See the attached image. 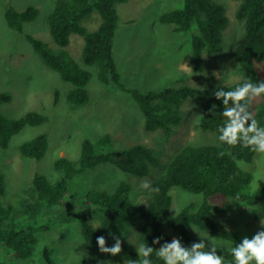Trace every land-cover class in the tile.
<instances>
[{
	"label": "trees",
	"instance_id": "1",
	"mask_svg": "<svg viewBox=\"0 0 264 264\" xmlns=\"http://www.w3.org/2000/svg\"><path fill=\"white\" fill-rule=\"evenodd\" d=\"M124 1L126 0H55L53 11L47 20L50 36L60 48L69 45L71 34L82 37L84 45L81 59L85 66H96L97 79L104 84H120L112 50L118 21L116 5ZM234 1H240L235 18L244 23L245 32L235 42L232 54L243 76L226 87H219L225 91L233 90L245 79L254 83L264 81V78L257 75L254 66L255 62L264 61V0ZM93 11L98 12L101 23L95 30L88 31L81 22ZM37 15L38 11L33 7H27L22 13L12 8H5L4 12L8 27L18 33L22 32L24 23L33 21ZM159 21L173 24L176 32H188L193 29V25L197 26V32L192 36V53L189 59L191 69L196 73L202 72L203 53L216 55L220 52L223 33L228 26L224 6L213 0H183L182 7L162 14ZM25 38L41 61L73 87L67 95V101L80 107L88 105L90 96L87 84L91 74L77 65L65 51L55 52L47 44L31 36L26 35ZM216 89L199 97L197 106L199 116L204 117L200 119V129L213 132L218 144L193 146L188 143L178 149L151 183V188H158L159 191L150 189L147 207L132 200L133 187L126 182L118 183L111 192L100 189L86 192L83 209L74 208L76 194L65 200L69 184L84 171L101 164H111L138 178L146 177L159 164L158 157L142 145L112 150L113 140L109 135L102 136L97 144L84 140L77 161L66 158L55 160L53 169L58 177L53 182L44 176L34 175L31 193L33 201L30 204L5 206L0 203V244L12 250L18 259H28L36 246L37 229L49 230L72 221L79 222L83 240L96 251H99L97 237L103 236L108 247L115 243L113 236L120 238L122 252L116 256L106 254L120 264L143 259L139 258L135 246L123 242L132 232H138L137 245L145 243L155 250L165 242L170 243L172 234L185 247L199 242V239L189 236L187 226L190 224L229 242H240L233 231L221 223L211 221L209 212L226 210L227 198H233L240 205L250 208L254 220L264 219V206H259L264 199V183L253 192L246 193L245 188L252 176L240 169L237 163L252 162L256 152L241 144L228 146L218 141L217 130L224 123V106L213 95ZM127 92L143 114L144 131L150 133L160 130L166 138L170 137L180 122L181 105L198 95V90L189 86L146 93L127 89ZM261 99L256 112H252L251 103L249 110L259 124L264 126V96ZM9 101L8 95L0 94V104ZM45 121V117L34 112L26 113L13 121L0 115V148L6 149L12 136L25 126H37ZM47 146L46 135L40 134L21 143L18 150L24 157L40 160ZM174 186L186 192L200 194L201 203H190L173 214L169 191ZM4 195L5 182L0 171V198ZM95 219L100 222L98 228L91 223ZM157 238H160V244L153 243ZM150 259L153 264H163L155 252ZM98 262L97 257H91L81 259L79 264Z\"/></svg>",
	"mask_w": 264,
	"mask_h": 264
},
{
	"label": "rangeland",
	"instance_id": "2",
	"mask_svg": "<svg viewBox=\"0 0 264 264\" xmlns=\"http://www.w3.org/2000/svg\"><path fill=\"white\" fill-rule=\"evenodd\" d=\"M213 1L224 6L228 26L223 33L220 52L216 55L203 53V68L199 73L194 72L189 64L192 36L197 30L176 32L173 24L159 21L162 14L182 7L183 0H126L118 3V21L112 50L119 75L118 85L100 82L96 66L84 65L81 59L84 42L80 35L71 34L66 48H60L54 43L47 20L55 0H0V94L10 97L8 103L0 104V115L13 121L34 112L46 119L41 125L25 126L12 136L6 149L0 148V171L5 182V195L0 198V203L5 206L30 204L33 201L31 193L34 175L44 176L53 182L58 177L53 169L56 159L77 161L84 140L97 144L102 136L109 135L113 140L112 150L132 145L145 146L158 157V166L146 177L138 178L111 164H101L78 175L69 184L65 200L76 194L74 208L83 209L86 192L99 189L111 192L118 183L126 182L133 187L132 200L147 207L150 189H144L142 184L146 181L152 183L178 149L188 143L193 146L218 144L213 132L202 131L199 127L198 98L206 96L213 88L226 87L243 76L232 52L235 42L245 32V25L235 18L240 1ZM27 7L37 9V17L24 23L21 33L9 28L5 21V8L22 13ZM81 23L88 31H93L101 23V17L97 11H93ZM26 35L47 44L55 52L65 51L77 65L91 74L87 84L90 96L88 105L80 107L67 101V95L73 87L41 61L26 40ZM254 66L257 75L264 78V61H257ZM180 86L196 88L198 95L181 105L180 122L170 137L166 138L160 130L145 132L143 114L127 89L146 93ZM261 101L259 97L251 102L252 112H256ZM40 134H45L48 141L44 156L40 160L22 156L18 150L19 145ZM237 164L252 176L245 188L246 193L253 192L264 183V154L256 153L252 162L239 161ZM169 192L173 214L190 203L198 205L202 200L200 194L186 192L177 186ZM227 201L226 210L209 212L211 221L221 223L233 231L240 242L264 230L261 226L264 219L254 220L249 207L240 205L233 198H227ZM259 206H264V199ZM91 223L95 228L100 225L98 219ZM191 226L201 238L209 236L217 239L216 243L223 244L225 248L217 249V254L232 261L226 247L236 246L240 242H229L190 224L187 230L193 239L200 240V236ZM166 232L172 234L169 230ZM35 236L36 246L28 259H18L12 250L0 244V263L79 264L81 259L97 257L98 264H120L88 245L82 238L77 221L59 224L49 230L37 229ZM174 237L172 234V239ZM137 241L138 232H132L123 240L135 247L138 246ZM206 244L210 249L211 241Z\"/></svg>",
	"mask_w": 264,
	"mask_h": 264
},
{
	"label": "clouds",
	"instance_id": "3",
	"mask_svg": "<svg viewBox=\"0 0 264 264\" xmlns=\"http://www.w3.org/2000/svg\"><path fill=\"white\" fill-rule=\"evenodd\" d=\"M192 28L194 31L197 30L196 25ZM213 95L217 100H221L224 106L222 112L224 123L217 130L218 141L228 146L241 144L253 152L264 154V126L259 124L249 110L250 103L254 99L264 96V81L254 83L245 79L233 90L225 91L223 88H217ZM203 118L202 115L197 116V122ZM142 187L146 190L159 191L158 188H151V183L148 181L144 182ZM261 226L264 228V221H261ZM192 230L200 236L193 227ZM113 239L114 245L108 247L103 236L97 237L99 251L112 256L119 255L122 252V241L115 236ZM209 240L211 241L210 249L206 244ZM216 241L217 239H211L209 236L208 238L200 236L199 242L185 247L179 238L174 237L170 243L165 242L158 250L148 244L140 243L136 246V251L139 258L143 259L130 260L128 264H153L150 257L154 252L163 264H264V230L258 231L251 239L243 238L236 246L226 247L233 258L231 262L217 254V249L225 248V246ZM153 243L160 244V238Z\"/></svg>",
	"mask_w": 264,
	"mask_h": 264
}]
</instances>
